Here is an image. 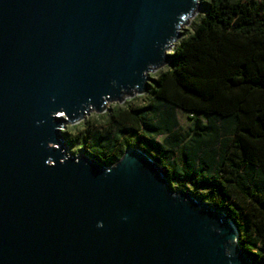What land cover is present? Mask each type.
I'll return each instance as SVG.
<instances>
[{"label": "water", "instance_id": "water-1", "mask_svg": "<svg viewBox=\"0 0 264 264\" xmlns=\"http://www.w3.org/2000/svg\"><path fill=\"white\" fill-rule=\"evenodd\" d=\"M201 7L0 0V264H255L227 211L141 147L65 151L67 124L147 91Z\"/></svg>", "mask_w": 264, "mask_h": 264}, {"label": "trees", "instance_id": "trees-1", "mask_svg": "<svg viewBox=\"0 0 264 264\" xmlns=\"http://www.w3.org/2000/svg\"><path fill=\"white\" fill-rule=\"evenodd\" d=\"M201 12L146 103L99 115L101 126L88 122L68 143L110 165L136 132L173 188L227 211L243 249L264 264V0H202ZM176 111L190 114L188 130Z\"/></svg>", "mask_w": 264, "mask_h": 264}, {"label": "rangeland", "instance_id": "rangeland-1", "mask_svg": "<svg viewBox=\"0 0 264 264\" xmlns=\"http://www.w3.org/2000/svg\"><path fill=\"white\" fill-rule=\"evenodd\" d=\"M202 11V7L201 9L197 12V14L191 18L188 22V24L184 25V28L182 30V36H187L188 34H190L193 30V25L196 21L199 20L200 16H201V12ZM173 52V51H171ZM171 67V64H167L165 67H163L161 70L155 72V73H151L152 77H155L159 72L167 70L168 68ZM148 101V94L146 92H144L143 94H137L133 97H129L127 99L124 100V102H112L109 103L107 105V108L104 112L102 113H97V112H91L89 115H86L82 120H80L79 122L75 123V124H67V126L65 128H63L62 132L65 136V144H66V153L69 156H76L78 154H86L89 155L91 157H93V155H91L88 151L84 150L83 146L78 145V146H72L68 143V137H73L77 134H81L84 133L87 128H88V122L91 121H97L98 125L101 126V124L104 123L105 119L102 118V116L99 117V115H107L108 112H110L113 108H116L118 106L121 107H126L127 105H132V106H139L142 105L144 103H146ZM176 115L179 121V126L182 128V130H188L190 127V114L185 113V112H181V111H176ZM67 136V138H66ZM165 137V135H162L159 137L160 140H163ZM130 138L131 141L134 145H142L143 144V140L141 138H139L136 135V132H132L130 133ZM178 190V189H177ZM184 190L186 191H190L187 187L184 188Z\"/></svg>", "mask_w": 264, "mask_h": 264}, {"label": "clouds", "instance_id": "clouds-1", "mask_svg": "<svg viewBox=\"0 0 264 264\" xmlns=\"http://www.w3.org/2000/svg\"><path fill=\"white\" fill-rule=\"evenodd\" d=\"M56 115L63 116L64 114L63 113H57ZM48 163H49V160L46 161V164H48Z\"/></svg>", "mask_w": 264, "mask_h": 264}]
</instances>
